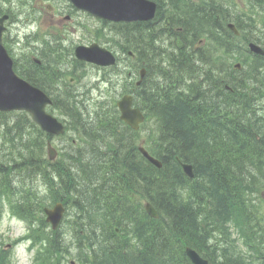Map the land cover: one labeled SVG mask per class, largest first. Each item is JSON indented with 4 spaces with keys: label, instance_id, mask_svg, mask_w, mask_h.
I'll return each mask as SVG.
<instances>
[{
    "label": "trees",
    "instance_id": "1",
    "mask_svg": "<svg viewBox=\"0 0 264 264\" xmlns=\"http://www.w3.org/2000/svg\"><path fill=\"white\" fill-rule=\"evenodd\" d=\"M201 25H204V23L202 22ZM237 79L242 81L238 83L240 88L233 87L235 96L227 95L231 100L234 99L237 102L247 104L257 112L255 102L258 96L249 90L246 76ZM39 85L43 87L41 84ZM217 91H224L218 85V82ZM194 97L177 99L173 107L169 106L168 102L166 107L169 106L170 115L166 118L160 117L161 114L156 107L147 109L149 114L152 113L153 116L158 117L160 131L163 129L166 136L161 134L160 137L165 148L163 144L162 146L159 144L154 146L156 157L163 163V168L160 170L149 165L139 155L134 143H131L129 139H121V135H115V145L110 149L112 156L110 165L102 161L99 156H96V153L100 155V151H102L100 145L91 147L88 156L84 155V150L89 145L90 140L93 144L96 143L97 139L93 137L104 131L114 133L119 131L118 128H123L130 133L127 127L119 122L118 118L112 120L111 116L103 117L94 124L84 123L79 118L81 126L76 127L84 146L81 149H76L77 152L73 154L69 153L70 158L76 163L73 166H75V169L79 168L78 173L73 176V180H70L75 186L83 185L84 195L80 197L86 206L95 208L96 205H100V208L97 209L100 213L95 212L96 216L100 215L102 217L103 213L114 216L122 208L126 211V214H124L127 217L126 223H133L135 220L139 221L145 218L153 224V226L146 228V233L143 227L134 226L135 240H141L145 243L143 252L140 249H138V252L135 251L141 261L148 260L152 262L153 259L160 257L161 252L169 251L177 264H190L184 255V247L190 245L199 252H203L213 264H217L220 253L218 251L216 254V251L212 250L213 246H208L210 238L215 231H217L218 237L219 232L225 233L226 230H229L228 225L230 221L234 220L235 212L245 204L244 194L246 191L243 186L244 182L250 179L247 176L248 172L245 164L250 163V166H252L256 159L264 155V151L259 147V142H256L253 136L251 145H248L246 149H243L242 146H235L236 154L229 157L227 162L217 163V167H214L209 160L205 161V155L191 156L194 149L197 148V141L192 132L188 133L186 130L188 123H191V118L189 120L187 117L186 109L190 108L191 104H196L197 101ZM147 101L150 106V100L147 99ZM59 107L67 117L74 121L78 120L79 114L74 103L68 106L60 103ZM203 110H205L204 108H202V112L210 116L207 111ZM257 114L259 117L258 124L263 123L264 114L258 112ZM10 117L11 114L0 113L1 139L4 144H8L9 141H12L9 134L11 131L17 130L20 133L19 142L21 146L19 148L16 146L11 147L14 154L11 153L8 156L7 162L0 163V168H4L6 175L21 174L25 176L24 173L34 172L35 178L39 177L45 189H49L57 196L56 181L62 176V170H65V168L60 164H50L48 161L43 160L45 140L48 139L47 135L39 131L26 114L13 115L12 118L16 117L14 120ZM164 125L166 127H163ZM262 140L264 141V137ZM124 143H127L126 148L123 147ZM121 149H126L127 154L124 155ZM176 158L195 165L196 178L194 181H189L184 176L180 165L176 162ZM196 160L204 163L205 167L203 165L200 167L198 163H195ZM60 162L62 164L66 163L65 167L69 171L68 165H71V162L64 154ZM131 163L133 164L130 166ZM55 165L57 166L55 167ZM170 165L177 167L175 174L168 170ZM140 167L145 170L144 173L139 170ZM24 169H28V172ZM99 169L102 170V173ZM49 170L51 171L49 172ZM217 170L222 174L221 178H217ZM70 173H73V171ZM67 175L72 177L71 174ZM25 178L26 176L22 178V181ZM94 181H99V184H95ZM8 182L10 183L9 180ZM8 182L0 186V217L6 204L11 207L15 216L26 220L35 218L29 215L31 213L28 210V203L31 198H34L39 201L38 203L43 208V198L41 196H31L34 192L32 188L17 192L14 186H11ZM128 192L133 193L135 196L132 203L125 198ZM217 197L223 198L224 202L222 200L220 202ZM141 198H146L157 208L163 216L161 222L148 219L144 213ZM44 201L48 202L49 200ZM91 201L97 202L90 204ZM54 202H56V199ZM101 204H103V208H101ZM38 222L40 223L39 230L45 238H48L43 228L45 222L43 220H38ZM155 228L156 234L154 235ZM31 231V235L37 234L34 229ZM97 231H100V229L97 228ZM138 231L141 232L139 235L137 234ZM153 239L156 240L154 246L151 245ZM246 245L254 253H252V264H255V255H259L261 251H264V248L255 239L248 238ZM50 250L51 247L48 248V251ZM244 261L246 260L244 259L243 263L239 261H236V263L245 264Z\"/></svg>",
    "mask_w": 264,
    "mask_h": 264
},
{
    "label": "bare ground",
    "instance_id": "2",
    "mask_svg": "<svg viewBox=\"0 0 264 264\" xmlns=\"http://www.w3.org/2000/svg\"><path fill=\"white\" fill-rule=\"evenodd\" d=\"M162 2L159 15L165 23L166 32L169 33L182 28L184 33L181 38L188 43L201 34L209 35L212 39L217 40V44L226 39L224 27L226 28L229 24L228 12L230 10L227 0H203V4L198 8L199 12L194 13V15L197 18L205 19L207 23L206 25L190 26L189 29H185L177 21L181 20L185 14H190V10L195 9V7L184 0H162ZM130 33L148 52L155 55L158 62L167 65L168 71L173 75L176 82L172 91L190 92L195 96L196 104H191L190 108L186 109L187 117L189 120L191 118V123H188L186 130L188 133L192 130L197 132L195 136L197 148L194 149L191 156L205 155V161L209 160L214 167H217V163L227 162L229 157L236 154L235 146H242L243 149H246L248 145H251L259 119L257 112L247 104L237 102L234 99L231 100L224 91H217V86L210 89L203 88L205 85L198 79L199 74L202 73V60L197 53L188 48L179 51L173 46L164 47V42L152 34V28L149 25L135 28ZM190 79H197V81L189 86ZM155 85V80H147V89L152 90ZM202 108L221 110L225 112V116L222 120H217L213 116H207L202 112ZM161 134L164 135L163 129ZM9 138L12 141L4 144L6 145L5 148L4 145L0 146L2 148L0 152L6 153L1 157L0 163L7 162L8 156L12 153V146L19 148L20 133L17 130L11 131ZM69 151L77 152L73 149H69ZM63 154L71 162V165H68L69 171L74 172L75 166L73 165L76 163L70 158L68 151L65 150ZM195 163H198L200 167L202 165L205 167L204 163L197 160ZM245 167L248 172L247 176L252 181L259 180L263 175L260 164L252 168L250 163H247ZM28 169H24V171L28 172ZM168 170L175 174L177 167L170 165ZM99 171L102 173V170L99 169ZM24 174L30 178V184L22 181L21 174L6 175L4 168H0V186L9 180L10 183H8L14 186L17 192H22L31 187L37 190L39 183L36 181L35 173ZM221 177L222 174L217 170V178ZM56 184L58 193L56 201L63 203L66 207L65 220L62 226L54 231L52 241L54 251L59 258V264L66 263L68 259L76 261L78 264H90L91 262L94 264H177L169 251L161 252L160 257L153 259L152 262L139 260L138 249L142 248L145 243L141 240H135L134 226L143 227V230L153 226L147 219L143 218L139 221L135 220L133 223H126L127 217L124 215L126 211L121 208L114 216L103 213L105 221L99 223L95 212H100L86 206L81 200L80 196L84 195L83 185L75 186L70 180V175L67 174H62ZM243 187L249 203L258 204L260 184ZM217 198L220 202L223 201V198ZM38 202L30 201L28 210L34 217L41 219L42 207ZM97 228L100 231H97ZM95 247L97 248L93 249ZM100 247L109 250L110 255L106 254L105 250L99 251L102 250ZM136 250L137 252H135ZM98 252L101 253V259L97 258Z\"/></svg>",
    "mask_w": 264,
    "mask_h": 264
},
{
    "label": "rangeland",
    "instance_id": "3",
    "mask_svg": "<svg viewBox=\"0 0 264 264\" xmlns=\"http://www.w3.org/2000/svg\"><path fill=\"white\" fill-rule=\"evenodd\" d=\"M162 1V0H161ZM231 4H229L230 9L233 11V16H245L247 18H251L245 14H251L252 15V20L254 21L253 23H248L247 21L244 22L245 20H242L241 25L245 26L247 28V25L250 27L248 28L247 31V36L252 38V37H257V36H262L264 35V0H229ZM23 2V3H22ZM257 2H260L256 4ZM35 3L37 9L40 11L37 12L35 10ZM42 4L43 10L40 9V7L37 6V4ZM236 4L238 7H236ZM255 4V5H254ZM163 5V2L160 3V6ZM47 6H54L58 10V12H64L67 16H70L71 22L67 23L64 22L63 25H60L58 22L54 21L52 24V27L58 28L61 31V35L63 37V40L60 42L64 48L63 50L59 53V59L57 61L56 65V72L58 75H60V79L57 76H54V80L56 82V87L53 86V88H50V90L55 94L58 95L59 93L66 92V90L69 89V94L62 93L58 97L59 102H63L65 105H70L73 103H76L75 109L79 112V115L83 116L82 111H84V108L89 110L95 109L96 111L98 110V105L97 103H102L105 102L106 104L111 102L113 99L117 100L120 98L123 94H125L129 89L132 88V84L138 81V79H132V76H138V68H136V61L129 59L127 56L128 52H125V49L128 47H133L135 43L137 42L135 40L134 35L131 36L127 31H133L135 27H127L126 25L122 24L120 30V27L118 25H115L113 23L109 22H102L98 21L97 19H94L92 17H89L86 13H83L81 11H78L74 9V7L70 4L68 0H43V2H39V0H0V13H8L11 16L10 24L8 25V33L10 32L11 35V40L12 41H17L21 44V46H24L25 42V37L27 34L30 32H36L39 30L42 26H49L51 25L50 21V15L48 14V10L46 9ZM71 13V14H68ZM65 14L60 17V19L65 18ZM44 15V18L42 19V16ZM31 19V20H40L39 22H36L33 26H21L18 21L19 19H23L26 22V19ZM254 18V19H253ZM244 19V18H243ZM24 22V23H25ZM204 23L206 25V20L203 19L201 23ZM253 27V28H252ZM52 29H49L48 33H51ZM100 31V32H98ZM264 37V36H263ZM234 38V35L228 34L227 37L224 41H228V39ZM243 37L240 38L239 40H234V45L238 42H242ZM98 43L104 47L109 48L111 51L117 53L120 58V62L123 61V68H122V73L119 75L118 73L120 72V69L117 71L116 68L114 70H100L98 68H95L93 66H79L76 63L75 56H73V50L75 47L79 45H90L92 43ZM36 43V42H35ZM168 45V43H166ZM38 46L41 44L38 43ZM246 50L244 51H239V53H231V52H226L224 49V46L220 48V50L216 52H212L211 55L209 56V61L217 62V59L221 61L222 68H219V65L215 66V76L217 78L220 75H226L230 77L233 81V86L235 88H240V84L242 81L238 80L237 78L242 77L239 74L236 73L235 71H232V65L236 62H241L245 68L249 67H255V66H261V62L255 60L253 57H251L248 53L244 54ZM148 57V54H146ZM62 57V59H61ZM202 67H205L204 64H202ZM214 66H209L207 67L202 73L199 74L198 79L202 83H209L212 79V76H208V73L213 71ZM154 70V69H153ZM218 71V73H217ZM248 69L246 68L243 72L246 73ZM261 71V69H260ZM172 74L168 72L166 68H164L161 73L156 74L153 78V80L157 81L159 85H157V88H161L162 91L158 89L156 90H147L143 89L148 95V99L150 103H152L157 111L161 114L160 117L166 118V116L170 115L169 112V106L173 107V104H175L177 99L181 98H191L193 95L190 92H179L178 90L172 91V89L176 86L175 81L172 82L173 80H169ZM234 79V80H233ZM101 81L102 82V89H103V97L98 98V92L93 90L94 84L97 82ZM107 81L113 82L111 85L107 84ZM197 79H190L188 82L189 86L195 84ZM172 82V83H170ZM204 85V84H203ZM70 86V87H67ZM67 87V88H65ZM203 88L208 89V86H203ZM89 89V92L87 94V90ZM87 94L84 98L79 97L76 99V95H83ZM89 93H91L89 95ZM69 96L72 98L69 101ZM92 97V98H91ZM169 102V106H167ZM103 107V106H102ZM101 108V107H100ZM103 112H105L104 108L102 109ZM55 115L58 118L61 119H66L68 118L63 114V111L56 108L55 110ZM90 112V111H89ZM60 115H58V114ZM155 118V116L153 117ZM152 132V133H151ZM192 135L195 137L197 135L196 130H192ZM141 139H147L152 141V139L155 141L154 137L159 139L161 137V132L158 129V127H154V124L152 121H149L148 124L143 128L141 131ZM133 137H131L132 140ZM149 141V142H150ZM163 142L159 143V145L162 146ZM4 145L1 139V134H0V146ZM33 145V144H32ZM68 145H71V142L69 144V140L65 139L64 137L62 139L60 138H55L53 140V146L58 150L62 151L65 147ZM127 143H124L123 147L126 148ZM6 145H4V148ZM164 147V144H163ZM150 148V147H148ZM165 148V147H164ZM2 148L0 147V150ZM154 150V149H152ZM159 152L161 151L160 149H157ZM165 150V149H164ZM45 154H46V147H45ZM122 153L125 155L127 154L126 149H121ZM162 152V151H161ZM6 154V153H4ZM0 152V159L2 156H4ZM134 163V162H133ZM131 163L130 166L133 164ZM60 165L65 168V170H62L63 174H71L72 177H70L71 180H73V176L78 173L79 168L73 169L74 172L70 173L68 171L67 167H65V164H62V162L59 163ZM58 165V164H57ZM55 165V167L57 166ZM46 169V168H44ZM140 171L145 172L143 168H139ZM26 176V175H25ZM25 176L22 175V178ZM21 181V180H20ZM26 184H30V178L26 176V178L23 180ZM57 182V181H56ZM95 184H99V181H94ZM90 187V184H89ZM32 188V187H31ZM49 188V186H48ZM34 189V188H33ZM37 190L34 189V192L31 196H41L43 198L44 202V208H52L54 206V200L56 199V194L53 192H50L49 189L44 190V188H40V185ZM134 195L131 192L126 193L125 198L127 201L132 203L134 199ZM49 200L48 202H45L44 200ZM32 202H37V199H32ZM99 201V200H98ZM93 202L97 201H91L90 204ZM101 203V202H100ZM103 203V202H102ZM126 203V200H125ZM100 205H96L94 209H99ZM101 208H103V204H101ZM256 213L258 216L254 218L252 216V223L253 226L255 227L256 223H261L262 226L257 227L259 230H264V202L262 201V204H259L258 207L256 208ZM236 214V213H235ZM246 215V214H245ZM235 216V215H234ZM99 221V223H103L105 221L104 214L102 217L97 216L96 217ZM101 218V219H100ZM37 220H42L38 219ZM245 221L247 222V225L245 222L242 224L243 231L247 234V236L250 238L253 235L252 230H254V227L252 226L250 222V218L246 215ZM257 228H255L256 231ZM145 233L147 229H144ZM26 233V228L25 225L22 222H19L17 219H14L11 216V213L9 210L5 212V215L2 218V222H0V249L2 244L5 246H8L9 249H4V251L9 252L11 251V241L14 239H17L21 236H23ZM141 232L138 231L137 234L139 235ZM232 236L231 238H223L224 240L228 242H234L235 238L237 237L238 241L242 245L241 251H245L246 253V248L243 245V240H239V234L235 232L234 230L231 231ZM137 235V236H138ZM140 238V236H139ZM68 240V239H67ZM155 239L151 240V245L154 246L155 244ZM235 241V244L237 245V242ZM149 243V240H148ZM27 244L24 243L21 244L17 247H15L14 250H12V258L13 262L12 264H31L32 256L29 254L27 250ZM235 244L233 243V246H231V243L229 244V249L233 247L235 249ZM238 247V245H237ZM142 248H139L141 252L144 251ZM239 248V247H238ZM101 252L105 250V253L110 255V251L107 250L106 248H101ZM233 252H231V255ZM230 256V255H229ZM228 256V257H229ZM227 257V258H228ZM97 258L101 259V253L98 252ZM230 258V257H229ZM233 261L236 263V261H239V259L236 257V255L233 254V257H231ZM115 262V261H114ZM253 259L251 257L246 258V261H244L245 264H252ZM70 263H75L78 264L76 261H72L70 259L67 260L66 263L63 264H70ZM116 263V262H115Z\"/></svg>",
    "mask_w": 264,
    "mask_h": 264
},
{
    "label": "water",
    "instance_id": "4",
    "mask_svg": "<svg viewBox=\"0 0 264 264\" xmlns=\"http://www.w3.org/2000/svg\"><path fill=\"white\" fill-rule=\"evenodd\" d=\"M79 8L90 10L93 14L101 18H110L113 20L131 21L138 14L139 19H149L153 10L150 3L144 0H72ZM77 56L90 62L100 65H111L114 59L108 53L99 50L96 46L90 49L83 47L77 49ZM130 98H125L120 104L122 109V119H124L134 129H138L139 123L143 120L138 111L131 110ZM47 101L45 97L36 89L32 88L26 82L18 80L11 71V63L5 53L0 48V111H26L45 131L58 134L61 131V124L52 116L44 113V104ZM50 155L54 158L55 154L50 150ZM145 156L152 160L146 153ZM161 166L159 163L154 162ZM184 168L188 175L191 174L190 167ZM151 214L153 209L148 206ZM61 205H58L53 211H47L48 221L54 226L60 222L62 217ZM187 254L195 264H208L203 261L196 252L187 249Z\"/></svg>",
    "mask_w": 264,
    "mask_h": 264
},
{
    "label": "flooded vegetation",
    "instance_id": "5",
    "mask_svg": "<svg viewBox=\"0 0 264 264\" xmlns=\"http://www.w3.org/2000/svg\"><path fill=\"white\" fill-rule=\"evenodd\" d=\"M160 7L159 6V10H160ZM22 26V24H20ZM156 26H153V28H155ZM32 39V38H31ZM32 41V40H31ZM32 46H35V44H31ZM9 51H10V54L14 57L15 55V52L13 51L12 49V45L9 44ZM38 57H39V61L40 63L37 61L38 59L35 58L34 56H30V57H24V59H15L16 61H20V62H23L21 64V69L25 72V73H33L31 67H33L34 65H42L44 63H47L48 62V53L46 51H41L39 53H37ZM154 62V60H153ZM154 64L157 66V64L154 62Z\"/></svg>",
    "mask_w": 264,
    "mask_h": 264
}]
</instances>
